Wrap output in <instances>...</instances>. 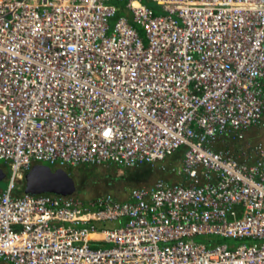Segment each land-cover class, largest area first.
Segmentation results:
<instances>
[{
  "label": "built area",
  "instance_id": "2783aa9c",
  "mask_svg": "<svg viewBox=\"0 0 264 264\" xmlns=\"http://www.w3.org/2000/svg\"><path fill=\"white\" fill-rule=\"evenodd\" d=\"M113 1L0 0V260L264 264V143L216 148L264 127V0H127L145 39ZM181 147L175 181L125 199L15 194L37 163L155 166Z\"/></svg>",
  "mask_w": 264,
  "mask_h": 264
},
{
  "label": "rangeland",
  "instance_id": "374dc122",
  "mask_svg": "<svg viewBox=\"0 0 264 264\" xmlns=\"http://www.w3.org/2000/svg\"><path fill=\"white\" fill-rule=\"evenodd\" d=\"M126 1L127 0H114L113 2L117 5L119 9V14L120 15L127 14L131 19L134 27L140 33V36L143 37V39H145L146 37L143 28L132 20L131 14L127 11ZM142 1L147 6L152 8L155 14L157 15H162L166 13L161 8V6H159L156 2H153L152 0H142ZM117 16L110 19L111 25H114ZM231 140L234 142L241 141L237 139H231ZM255 140H259V139H255ZM255 140L253 142L258 143ZM253 142L247 143L246 145L243 144L244 146L240 145V148H247L246 151L248 153L250 152L249 147L255 144ZM235 146H237V144L230 145V147H233V149H230L231 152L234 155L238 156L240 159H243V157L240 156V148L239 151L237 152L234 151ZM183 150H184L183 147H181L173 155L169 156L166 160L157 163L155 166L149 164H143L141 166L134 168H125V167L117 166L115 164H103V165L86 164L77 167H67L62 169L66 170L70 174V176H72L75 179L77 187H76V191L73 194L80 197L86 202L106 194H111L119 199H125L129 197V194L133 188L138 186L152 185L157 180V178H160V176L163 175L162 167L164 166L167 167L170 165L179 166L183 158ZM41 164L50 166L52 169H58V167L55 168L54 165H51L47 162H43ZM0 169H2L3 173L5 174L4 177L0 180V191H3L6 190L9 186L12 170L9 163L3 159L0 160ZM169 181L172 182L171 180ZM24 190H25V180L22 179L17 180L15 193L21 194L24 192ZM118 225H119L118 223H107L105 226L113 227ZM195 241L198 243L200 242L208 243L214 241L216 243H226L229 246L237 247L242 244H248V245L252 244L257 240H253L251 238L235 239L229 237L203 235V236H196ZM107 245L108 244H104V243L101 244L93 243V246H107ZM0 264H12V263H8L3 260H0Z\"/></svg>",
  "mask_w": 264,
  "mask_h": 264
},
{
  "label": "water",
  "instance_id": "95a60500",
  "mask_svg": "<svg viewBox=\"0 0 264 264\" xmlns=\"http://www.w3.org/2000/svg\"><path fill=\"white\" fill-rule=\"evenodd\" d=\"M0 169V180L4 177ZM75 179L62 169H52L44 164H34L25 175V192L30 194L56 193L70 195L76 191Z\"/></svg>",
  "mask_w": 264,
  "mask_h": 264
},
{
  "label": "crops",
  "instance_id": "0c3cea01",
  "mask_svg": "<svg viewBox=\"0 0 264 264\" xmlns=\"http://www.w3.org/2000/svg\"><path fill=\"white\" fill-rule=\"evenodd\" d=\"M255 139H259V140H255ZM254 140L257 142H259V141L264 142V127H252V128H250L245 135V139H243L241 141H237V142L235 141L236 143L234 141H232L231 139L225 137L217 143L216 148L221 149V150L228 149V148L233 149V147H230V145L237 144V146H235V148H234V151L237 152V151H239L240 145H243V144L246 145L247 143H252ZM253 143H256V142H253ZM160 178H165L168 181L169 180H171V181L176 180V177L174 175L168 173V172H163V175H161ZM15 194L20 195L18 193H15Z\"/></svg>",
  "mask_w": 264,
  "mask_h": 264
},
{
  "label": "trees",
  "instance_id": "16d2710c",
  "mask_svg": "<svg viewBox=\"0 0 264 264\" xmlns=\"http://www.w3.org/2000/svg\"><path fill=\"white\" fill-rule=\"evenodd\" d=\"M216 242H214V241H211V242H208L207 244L209 245V244H215Z\"/></svg>",
  "mask_w": 264,
  "mask_h": 264
}]
</instances>
